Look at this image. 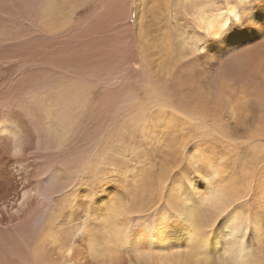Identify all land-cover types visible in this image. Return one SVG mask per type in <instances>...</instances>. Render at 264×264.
Instances as JSON below:
<instances>
[{"label":"rangeland","instance_id":"obj_1","mask_svg":"<svg viewBox=\"0 0 264 264\" xmlns=\"http://www.w3.org/2000/svg\"><path fill=\"white\" fill-rule=\"evenodd\" d=\"M165 1L169 3L166 5ZM183 1L131 0L127 15H120L122 20L115 21L112 16L113 0H90L75 12L68 30L54 34L41 31L35 21H28L25 15L17 23L14 19L15 27L19 28L11 32L7 30L4 36H0V44L4 41L9 43L21 40V51L38 52L43 62L41 69L35 72L30 70L31 66L28 69L26 64L23 67L26 70L23 79L26 77L29 82V78L35 77L34 80L42 84L43 89H47L45 85L48 86L49 83L51 87L56 85L57 89L61 79L65 83L62 82L64 86L61 84V88H73V127L69 126L68 134V143L72 144L69 152H63L65 146L55 149L52 143L54 139L49 138L50 152L37 164L36 174L43 179L44 193L53 192L51 195L55 199L65 189V193H70L76 188L84 189L89 199L98 194L102 186H106L103 188L114 196L110 199V205L116 207L120 198H126L128 244L136 245L135 247L141 246L136 242L140 232L156 230L162 225L161 219L165 220L168 228H177L179 223L176 221H185L188 224L184 219V201L194 204L193 210L197 207L199 216H202L209 208L208 199L217 191L222 192L228 200L227 209L223 210L222 215L216 213L215 220L209 225L207 222L202 224L208 237V258L212 264H237L227 250L231 247L232 250L238 248V241L243 239L246 245H250V254L243 260L248 258L253 263H263L264 216L260 208L264 209V195L258 194L262 189L259 182L263 175L257 172L255 174L252 168L253 157L259 155L256 153L258 148L235 150L224 143L228 142L227 127L222 132L216 131L212 129L211 122H195L169 108L159 110L155 102L145 98L142 86L145 73L141 69L149 67L139 64V45L146 53V61L154 79H157L158 86L164 84L175 96H179L176 95V86L181 88L179 94L183 90V98L184 90L199 77V65L193 59L198 53L195 52V45L199 42L207 44L204 38L207 35L198 26L196 8L199 9L208 1L211 4L209 9L215 10L225 0ZM200 1L204 3L199 5ZM231 1L235 5L239 2ZM254 4L255 0H248L246 4L238 5V10L241 11L246 5L248 9ZM119 8L123 11L125 9L121 6ZM263 38L264 36L261 40ZM257 40L259 39L253 43L260 41ZM193 47L195 50H192ZM8 48V54L14 52L11 45ZM237 51L239 50H231L216 58L211 72L214 79L220 74L224 75ZM49 59L53 63L51 67L44 64ZM16 69L14 73L10 71L6 75V80L11 77L14 79L21 72V69L17 72ZM159 71L164 74L160 80L155 75ZM33 73L39 74V77H48V80L40 78L41 83L39 77L36 78L37 74ZM27 74H33L34 77H28ZM149 75L152 76L146 74V80H149ZM187 76H191V79ZM32 79L31 82L34 81ZM76 87L79 92L75 90ZM179 103L183 104L184 100ZM139 114L146 119L140 120ZM86 156V160H81ZM77 162L82 165H77ZM205 163L207 167L204 166ZM85 164L87 170L83 169ZM59 168L61 171L63 168L70 169V177L66 178L59 172ZM54 171L59 174L56 184H52L46 177ZM253 173L255 176H252ZM213 190H216L215 193ZM201 196L205 199L201 200ZM64 199H57L56 207L62 208ZM178 201L183 206L177 205ZM231 224L238 226L231 229L234 233L230 235L228 227ZM191 225L195 226H187ZM256 231L260 232L257 237ZM11 235L14 237L17 234L6 231L4 241L8 240L10 243L13 239ZM23 235L25 233L15 236L14 240ZM146 240L150 239L143 237L142 241ZM22 252L24 250L20 253ZM134 252L130 254L134 256ZM121 255L120 264H130L127 263L129 256ZM188 264L193 263L189 261Z\"/></svg>","mask_w":264,"mask_h":264},{"label":"bare ground","instance_id":"obj_2","mask_svg":"<svg viewBox=\"0 0 264 264\" xmlns=\"http://www.w3.org/2000/svg\"><path fill=\"white\" fill-rule=\"evenodd\" d=\"M89 1L0 0V36H4L7 30L11 32L17 29L16 23L19 19L25 18L24 15L28 21L33 23L35 21L37 27L47 34L62 33L69 29L75 12ZM130 1L113 0L112 16L115 17V21H120L121 16L127 15ZM247 1L239 0L235 5L231 0H225L224 4L215 10L209 9L211 4L209 5L207 1L199 9L196 8L197 23L207 35L204 37L207 44L199 42L197 46L195 45L196 50L194 47L192 49L198 51L193 59L199 65L197 66L199 77L196 79L194 77L195 81L184 90L183 98V90L179 94L181 89L179 86H176V95L179 96H175L174 92L162 83L158 86L141 45L138 55L139 64L149 67L141 69V72L145 73L144 83L142 82L145 98L155 102L159 110L169 108L195 122H211L212 129L219 132H222L223 128L226 130L227 127L228 142L224 143L235 150L258 148L256 153L259 155L253 157L252 168L255 174L257 172L263 175L259 182L262 189L258 194L264 195V38L261 40L264 36V0H255L253 6L248 9L247 5L243 6L239 11L238 5H244ZM200 2L199 5L204 3ZM168 3L166 2V5ZM120 6L125 8L124 11L119 8ZM14 19L17 20L16 23ZM18 31L20 32V29ZM256 39L260 41L257 40L259 42L254 44ZM20 41L13 40L9 43L4 41L0 44V264H120L121 253L129 256L127 263L130 264H188L189 261L193 264H212L207 256L208 237L202 224L212 223L216 213L220 214L227 207L228 200L222 192L215 193L216 190H213L215 194L208 199L209 208L202 216H199L197 207L193 210L194 204H187V201H184L183 204L187 206L183 209L186 215L184 219L189 222L188 224H185V221H176L179 223L177 228H168L165 220L161 219L162 225L156 230L148 233L142 230L136 238L141 249L128 244L126 198H120L116 207L110 205V199L114 196L104 189L106 186L100 187L98 194L89 199L84 189L77 188L70 193H65V189L56 199L51 195L53 192L44 193L43 179L36 174L37 164L50 152L49 138L54 139L52 143L55 149L65 146L63 152H69L72 144L68 143V134L74 109L71 92L73 88L70 86L61 88L64 81L59 79L60 89L58 86L56 89V85L51 87L49 82L48 86L45 85L47 83H43L46 88L48 87L43 89L42 84L34 80V73L27 74L28 77H31L30 75L34 77L29 78V82L28 78L23 79L26 74L23 67L28 64V69L31 66L32 72L41 69L42 57L38 52L21 51ZM10 45L14 52L8 54ZM231 50L239 51L231 58L224 75L220 74L214 79L211 75L212 67L215 66L214 61ZM50 58L54 60L53 56ZM51 59L44 64L51 67L53 65ZM200 60L204 61L206 66L202 65ZM15 69L16 72L21 69V72L14 79L11 77L6 80V75L10 71L14 73ZM162 72L155 74L159 80L164 76ZM146 74L153 77L149 75V80H146ZM187 77L189 79L191 76ZM31 79L35 82H31ZM52 80L50 82H53ZM39 81L41 82V79ZM77 91L79 92V89ZM182 100L184 103H179ZM143 118L139 114V119H146ZM87 157L81 160H86ZM77 165L82 163L77 162ZM204 166L207 167L206 163ZM83 169H88L86 164ZM60 173L69 178L72 171L63 168ZM254 173L252 176H255ZM46 177L52 184L59 180L56 171L50 172ZM63 198L65 204L62 208L56 207V200ZM204 199L205 197L201 196V200ZM176 204L183 206L179 201ZM260 209L264 216V209ZM190 224L195 226H187ZM236 226L238 225L231 224L228 227L230 235L234 233L231 229ZM6 231L25 235L20 236L22 239L17 237L14 240L17 235L13 237L12 234L13 239L9 243L8 240L4 241L3 237ZM21 231L24 233H20ZM257 234L260 232L256 231V237ZM143 237L150 240L142 241ZM242 240L238 241V248L232 250L231 247L227 250L229 256L237 264H264L253 263L248 258L243 260L250 254V245H246ZM18 250L24 252L20 253ZM132 251H135L134 256L130 254Z\"/></svg>","mask_w":264,"mask_h":264},{"label":"snow or ice","instance_id":"obj_3","mask_svg":"<svg viewBox=\"0 0 264 264\" xmlns=\"http://www.w3.org/2000/svg\"><path fill=\"white\" fill-rule=\"evenodd\" d=\"M210 35H212V34H210ZM212 36H213V35H212ZM226 209H227V208H226ZM226 209H224V211H225ZM224 211H223V212H221L219 215H222V214L224 213ZM219 215H218V216H219Z\"/></svg>","mask_w":264,"mask_h":264}]
</instances>
